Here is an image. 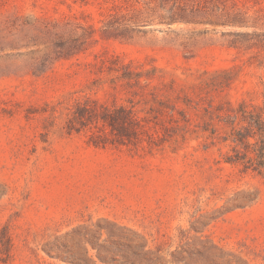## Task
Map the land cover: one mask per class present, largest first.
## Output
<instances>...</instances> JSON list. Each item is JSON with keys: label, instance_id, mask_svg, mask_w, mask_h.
Returning <instances> with one entry per match:
<instances>
[{"label": "rangeland", "instance_id": "1", "mask_svg": "<svg viewBox=\"0 0 264 264\" xmlns=\"http://www.w3.org/2000/svg\"><path fill=\"white\" fill-rule=\"evenodd\" d=\"M239 104L264 0H0V264H264Z\"/></svg>", "mask_w": 264, "mask_h": 264}, {"label": "trees", "instance_id": "2", "mask_svg": "<svg viewBox=\"0 0 264 264\" xmlns=\"http://www.w3.org/2000/svg\"><path fill=\"white\" fill-rule=\"evenodd\" d=\"M56 47L63 49V44ZM227 118L231 132L225 141L233 144L234 155L226 156L225 162L240 164L264 178V109L250 110L239 104Z\"/></svg>", "mask_w": 264, "mask_h": 264}]
</instances>
